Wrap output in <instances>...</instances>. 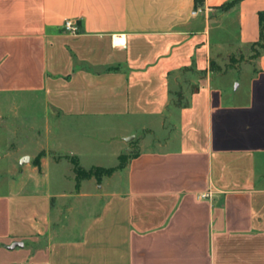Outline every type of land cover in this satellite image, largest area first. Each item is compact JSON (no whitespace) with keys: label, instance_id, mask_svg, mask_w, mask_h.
<instances>
[{"label":"crops","instance_id":"0c3cea01","mask_svg":"<svg viewBox=\"0 0 264 264\" xmlns=\"http://www.w3.org/2000/svg\"><path fill=\"white\" fill-rule=\"evenodd\" d=\"M230 1L0 0V97L39 96L62 129L119 128L136 148L124 188L68 232L65 193L11 183L0 264H264V52L211 68L258 42L264 0ZM47 154L27 172L58 167Z\"/></svg>","mask_w":264,"mask_h":264},{"label":"rangeland","instance_id":"374dc122","mask_svg":"<svg viewBox=\"0 0 264 264\" xmlns=\"http://www.w3.org/2000/svg\"><path fill=\"white\" fill-rule=\"evenodd\" d=\"M258 49L257 46H250L242 52L224 55L212 64L214 74L251 61ZM236 83L233 82L232 87ZM62 122H65L63 129L55 113L47 109L44 100L39 96L26 94L0 97V193L9 190L11 183L16 188L24 183L23 188L31 190L35 181H38L39 189L49 188L55 193H65V197L61 199L59 214L61 223L69 231V226L84 222L98 213L107 199V194L124 188V175L118 172L122 169L118 167L126 166L136 148L130 147L127 153L123 152L125 144L129 147L135 139L130 138L123 143L118 136L119 128L91 126L88 122H72L71 125L66 120ZM164 133L166 131L155 129L154 135L144 136L148 142L145 147L157 148L154 138L163 137ZM142 135L141 131L135 133L137 138ZM70 149L78 159L69 156ZM121 152L124 154L119 161L116 154ZM46 154L50 160L60 163L59 166L45 165L43 174L40 175L27 172L38 166L36 162L41 155ZM24 156L30 159L17 166L16 162ZM73 160L77 161L81 170L91 172V175L76 181L71 163ZM97 169L114 171L104 175ZM29 177L34 179L29 180Z\"/></svg>","mask_w":264,"mask_h":264},{"label":"trees","instance_id":"16d2710c","mask_svg":"<svg viewBox=\"0 0 264 264\" xmlns=\"http://www.w3.org/2000/svg\"><path fill=\"white\" fill-rule=\"evenodd\" d=\"M240 1H242V0H232V1L224 4L221 9L224 10V11L229 10L230 8L235 6L237 3H239ZM258 22H259V27H260L259 40L255 44L251 45V47H253V46L259 47L258 52L256 53V55L259 54L260 52H264V11L258 13ZM212 66H211V68H212ZM212 71H213V69H212ZM121 157L122 156L118 157L119 161L121 160ZM133 157H134V155H133ZM38 162H39V160H38ZM38 162H36L37 165H38ZM71 163L74 166L73 173L75 175V180L76 181L79 182L82 178H86V177H89L91 175V172L87 173V172H84L83 170H81L78 167L76 160L75 161L74 160L71 161ZM118 168H123V166L122 167H118ZM97 171H99V172L101 171L102 173H104V175H109L114 170L113 169H107V170L97 169ZM96 176H98V174ZM76 186L78 187V183L76 184Z\"/></svg>","mask_w":264,"mask_h":264},{"label":"built area","instance_id":"2783aa9c","mask_svg":"<svg viewBox=\"0 0 264 264\" xmlns=\"http://www.w3.org/2000/svg\"><path fill=\"white\" fill-rule=\"evenodd\" d=\"M195 12H193L194 14ZM62 31L68 34H78L79 32V28L77 26V24L72 21V20H67L66 22H64L63 26H62ZM208 197V195H202V198H206Z\"/></svg>","mask_w":264,"mask_h":264},{"label":"water","instance_id":"95a60500","mask_svg":"<svg viewBox=\"0 0 264 264\" xmlns=\"http://www.w3.org/2000/svg\"><path fill=\"white\" fill-rule=\"evenodd\" d=\"M126 141L128 140V139H125ZM26 161H28V157H24V158H22L21 159V161H20V164L22 165L24 162H26ZM16 246H19V247H22V244L21 243H13L11 246H9L8 248L9 249H12V248H14V247H16Z\"/></svg>","mask_w":264,"mask_h":264}]
</instances>
